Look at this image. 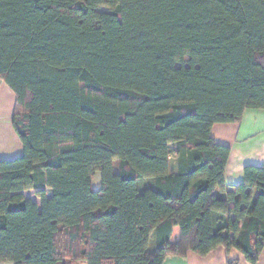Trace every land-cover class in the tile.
<instances>
[{"label": "trees", "instance_id": "trees-1", "mask_svg": "<svg viewBox=\"0 0 264 264\" xmlns=\"http://www.w3.org/2000/svg\"><path fill=\"white\" fill-rule=\"evenodd\" d=\"M0 79L23 147L0 160V262L256 264L264 165L227 186L211 129L264 111V0H0Z\"/></svg>", "mask_w": 264, "mask_h": 264}, {"label": "crops", "instance_id": "crops-1", "mask_svg": "<svg viewBox=\"0 0 264 264\" xmlns=\"http://www.w3.org/2000/svg\"><path fill=\"white\" fill-rule=\"evenodd\" d=\"M15 95L10 87L0 79V160L14 159L22 155L23 147L13 125ZM211 135L220 144L229 146L230 153L224 169L227 186L243 181V169L246 165H264V111L245 110L238 123H217L212 126ZM98 184L94 185L98 188ZM235 260L237 264H250L235 248L225 250L217 247L205 256L188 251L184 256L168 255L164 264H227ZM0 264H12L0 262ZM256 264H264V247Z\"/></svg>", "mask_w": 264, "mask_h": 264}, {"label": "rangeland", "instance_id": "rangeland-1", "mask_svg": "<svg viewBox=\"0 0 264 264\" xmlns=\"http://www.w3.org/2000/svg\"><path fill=\"white\" fill-rule=\"evenodd\" d=\"M173 147L174 146H171L172 150H173ZM170 159H171V162L175 161V156H174L173 152H171V154H170ZM117 170H118V163L115 161L114 162V172L116 173ZM99 177H100L99 173L96 172L95 177H94V181H93L94 185L98 184V178ZM24 195H25L26 198H30V199H32L33 201H35V202H37L39 204L40 200L35 196L33 191H25Z\"/></svg>", "mask_w": 264, "mask_h": 264}]
</instances>
